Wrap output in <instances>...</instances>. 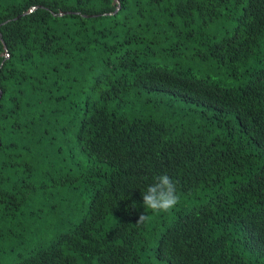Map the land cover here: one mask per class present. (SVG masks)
Masks as SVG:
<instances>
[{
  "label": "trees",
  "instance_id": "16d2710c",
  "mask_svg": "<svg viewBox=\"0 0 264 264\" xmlns=\"http://www.w3.org/2000/svg\"><path fill=\"white\" fill-rule=\"evenodd\" d=\"M0 95V264H264V0H0Z\"/></svg>",
  "mask_w": 264,
  "mask_h": 264
},
{
  "label": "rangeland",
  "instance_id": "374dc122",
  "mask_svg": "<svg viewBox=\"0 0 264 264\" xmlns=\"http://www.w3.org/2000/svg\"><path fill=\"white\" fill-rule=\"evenodd\" d=\"M200 50H201L200 45H194V46H190L186 48L185 52L179 55L181 56L179 58V61H182V64L185 67L191 68L198 76L206 77L210 80H215L220 83L227 84V85H233L236 83L235 81H232V80L226 81L224 79L225 71L215 66L211 61L202 59V52ZM83 199L84 198L81 195V193L80 194L79 193L70 194L69 192H66L63 194L62 197L55 198L54 200L56 203L57 202L62 203L63 206L65 207V205L75 206L80 201H83ZM82 216H83V213L81 211L77 212L76 215L72 218V221L77 222L82 218ZM69 217H70V214L66 216L67 219ZM71 226H74V225L71 224ZM68 228H69V225L67 224V227H64L62 231H67Z\"/></svg>",
  "mask_w": 264,
  "mask_h": 264
},
{
  "label": "clouds",
  "instance_id": "9594fccd",
  "mask_svg": "<svg viewBox=\"0 0 264 264\" xmlns=\"http://www.w3.org/2000/svg\"><path fill=\"white\" fill-rule=\"evenodd\" d=\"M142 199L144 208L149 209L154 215L168 213L179 200L176 184L167 173L154 176L153 183L147 186ZM150 219L148 214H141L136 225H141Z\"/></svg>",
  "mask_w": 264,
  "mask_h": 264
},
{
  "label": "water",
  "instance_id": "95a60500",
  "mask_svg": "<svg viewBox=\"0 0 264 264\" xmlns=\"http://www.w3.org/2000/svg\"><path fill=\"white\" fill-rule=\"evenodd\" d=\"M1 95H2V93H1ZM1 95H0V96H1Z\"/></svg>",
  "mask_w": 264,
  "mask_h": 264
}]
</instances>
